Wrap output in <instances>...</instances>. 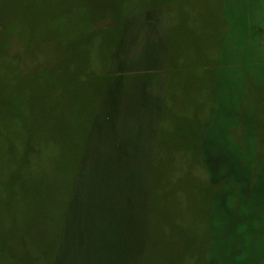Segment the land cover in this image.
Here are the masks:
<instances>
[{
	"label": "rangeland",
	"instance_id": "obj_1",
	"mask_svg": "<svg viewBox=\"0 0 264 264\" xmlns=\"http://www.w3.org/2000/svg\"><path fill=\"white\" fill-rule=\"evenodd\" d=\"M117 14L109 37L90 33ZM114 53L126 62L127 89L120 94L141 88L156 69L154 92H169L181 130L174 144L187 149L179 151L176 166L191 180L174 174L160 193L167 226H157L152 252L145 234L146 264H264V0H0V108L7 102L14 113L0 111L1 130L9 127L0 141L21 154L31 124L35 138H61L69 103L61 83L85 60L95 74L85 93L80 88L81 132L97 117H111V104L103 100ZM55 108L60 116L53 123ZM17 116L28 123L26 130ZM144 116L128 114L126 131L133 138L120 149L108 141L104 149L97 143L96 152L143 158L146 137L156 131L150 132ZM199 163L201 171L194 167ZM208 180L217 201L208 198ZM177 186L185 189L184 198L176 196ZM111 203H96L97 236L87 240L96 244L119 235L112 232L121 220L100 216L112 212ZM123 221L118 232L125 230Z\"/></svg>",
	"mask_w": 264,
	"mask_h": 264
},
{
	"label": "trees",
	"instance_id": "obj_2",
	"mask_svg": "<svg viewBox=\"0 0 264 264\" xmlns=\"http://www.w3.org/2000/svg\"><path fill=\"white\" fill-rule=\"evenodd\" d=\"M113 17L92 28L90 33L109 37L111 28L121 16ZM111 58L113 64L116 63L106 73L111 82L103 100L111 104V117H97L87 133L81 132L85 106L80 88L85 93L95 74L85 60L79 72L74 76L68 73L67 80L61 83V93L65 90L69 100L61 138H35L31 124V140L20 143L21 154L15 145L7 147L0 141V264H146L145 234L149 235L147 251L152 252L153 235L155 231L159 232L157 226L167 219L160 212L163 202L160 193L167 183L170 185V177L178 175L179 180L181 177L191 180L176 166L182 154L179 151L185 154L187 149L174 144L176 132L181 130L176 127L177 115L167 103L171 98L169 92H154L156 69L148 73L151 75L141 88L123 95L125 91L120 94L121 90L127 89L123 84L126 62L116 53ZM43 74L40 71L39 77L43 78ZM50 93L51 99L56 97L54 88ZM6 103L0 111L8 116L14 115L9 109L11 105ZM59 111L57 108L52 110L51 122L57 121ZM131 112L145 113L143 123L149 130L154 126L156 129L154 136L146 137L143 158H130L121 153L107 158L105 150L96 152L97 143L100 149H104L109 141L114 150L120 149L123 140L126 142L129 136L133 138L126 131L127 116ZM116 113L121 118H116ZM17 117L14 119L19 121L20 130H26L28 123L24 117ZM123 127L125 137L120 140ZM2 128L8 132L9 127ZM3 130L0 128V136H3ZM5 140L11 141L10 138ZM168 150H172L173 155ZM200 166L202 163L195 165V170H203ZM178 178L175 181H179ZM207 183L211 182L208 180ZM208 189V198L216 197L217 201L219 197L214 195L212 183ZM175 190L176 196L185 197L183 187L177 186ZM109 201H112L113 213L105 210L100 216L120 219L112 232L119 235L111 240L97 239L95 244L85 237L97 236L96 203ZM122 221L125 230L118 232L117 227ZM98 253L103 257L97 259Z\"/></svg>",
	"mask_w": 264,
	"mask_h": 264
}]
</instances>
